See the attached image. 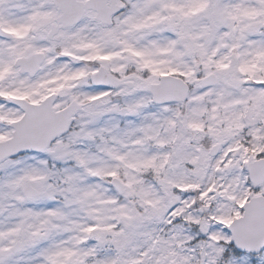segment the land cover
<instances>
[{"label": "snow or ice", "instance_id": "1", "mask_svg": "<svg viewBox=\"0 0 264 264\" xmlns=\"http://www.w3.org/2000/svg\"><path fill=\"white\" fill-rule=\"evenodd\" d=\"M0 264H264V0H0Z\"/></svg>", "mask_w": 264, "mask_h": 264}]
</instances>
